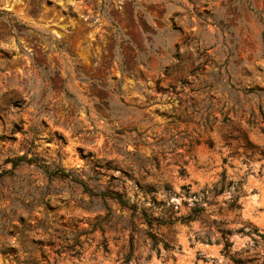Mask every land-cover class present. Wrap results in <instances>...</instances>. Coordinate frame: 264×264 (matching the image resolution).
<instances>
[{"label": "rangeland", "instance_id": "rangeland-1", "mask_svg": "<svg viewBox=\"0 0 264 264\" xmlns=\"http://www.w3.org/2000/svg\"><path fill=\"white\" fill-rule=\"evenodd\" d=\"M251 118L264 0H0V264H264Z\"/></svg>", "mask_w": 264, "mask_h": 264}, {"label": "trees", "instance_id": "trees-1", "mask_svg": "<svg viewBox=\"0 0 264 264\" xmlns=\"http://www.w3.org/2000/svg\"><path fill=\"white\" fill-rule=\"evenodd\" d=\"M6 13V12H4ZM208 120V119H207ZM212 120H215L214 118H212ZM246 124L252 128H258L260 131H264L263 127H258V122L256 121V119L251 118L250 120L246 121ZM206 126L210 127L211 126V121H207ZM31 162H35L36 165L40 166V168L43 169L45 174H48V168L44 165L41 164L40 161H38L37 159H25V157H17L15 159L12 160V167L15 168L19 165H22V163H26V164H30ZM81 185L83 186L84 190L89 193L90 195H101V196H105L108 199H111L112 201L117 202L122 208H126L129 210H132V212L137 211V206L136 204H129L128 200L125 199V196L122 193H119L117 191H114V189H109L107 191H105L104 193H97L94 190L90 189L85 183H81ZM142 190V189H141ZM151 191L147 190L145 191L144 194L150 193ZM197 210H202L201 207H195L192 210V214L186 216V217H180L178 219H180L183 222H189L191 220H193L195 218V213L197 212ZM141 216L143 217V219H145V221L147 222V225H149L150 227L152 226V221L153 219L148 218V215L145 213L144 210L140 211ZM170 218V217H169ZM161 219L159 223H161L162 225L164 224H172L173 221L170 219ZM158 220V219H157ZM154 238V237H153ZM4 258H8V256L10 255H2ZM13 260L17 262V264H38L37 261L33 258V255H24V259L23 260H19L18 255H12ZM59 256V255H58ZM71 256H76V255H71ZM44 263L46 264L48 263V261L46 259H43Z\"/></svg>", "mask_w": 264, "mask_h": 264}]
</instances>
